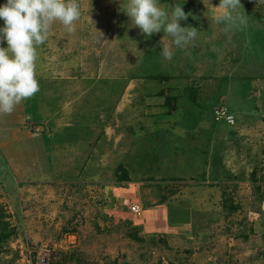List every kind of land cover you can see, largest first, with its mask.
Listing matches in <instances>:
<instances>
[{"label": "rangeland", "instance_id": "rangeland-1", "mask_svg": "<svg viewBox=\"0 0 264 264\" xmlns=\"http://www.w3.org/2000/svg\"><path fill=\"white\" fill-rule=\"evenodd\" d=\"M79 2L0 115V264H264V0L227 33L220 0H159L200 31L183 49L128 0Z\"/></svg>", "mask_w": 264, "mask_h": 264}, {"label": "clouds", "instance_id": "clouds-1", "mask_svg": "<svg viewBox=\"0 0 264 264\" xmlns=\"http://www.w3.org/2000/svg\"><path fill=\"white\" fill-rule=\"evenodd\" d=\"M241 7L240 0H220L218 8L223 15L217 20L225 23L226 33L238 25L246 26L247 17L238 11ZM127 15L143 34L163 31L181 49L192 44L200 33L196 27H181L180 21H186L191 13L186 14L180 4L169 16L159 0H128ZM80 18L79 0H7L0 6V19L4 21L0 45H8L0 46V115L12 114L17 105L39 92L38 48L48 40L53 24L59 21L68 33H73ZM161 54L170 61L174 52L164 46Z\"/></svg>", "mask_w": 264, "mask_h": 264}, {"label": "built area", "instance_id": "built-area-1", "mask_svg": "<svg viewBox=\"0 0 264 264\" xmlns=\"http://www.w3.org/2000/svg\"><path fill=\"white\" fill-rule=\"evenodd\" d=\"M213 113L216 120L224 119L227 124H233V115L228 114L225 107H217ZM129 209L133 214H140L142 211L141 205L138 203H134Z\"/></svg>", "mask_w": 264, "mask_h": 264}, {"label": "crops", "instance_id": "crops-1", "mask_svg": "<svg viewBox=\"0 0 264 264\" xmlns=\"http://www.w3.org/2000/svg\"><path fill=\"white\" fill-rule=\"evenodd\" d=\"M141 214H143V210H142ZM141 214H140V215H141ZM162 214H163V213L161 212V214H159V215H161V217H162ZM157 216H158V215H157ZM157 216H155V218H156ZM161 220H162V219H161ZM180 221H181V220H180Z\"/></svg>", "mask_w": 264, "mask_h": 264}]
</instances>
